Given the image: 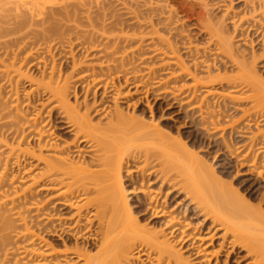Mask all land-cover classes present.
Instances as JSON below:
<instances>
[{
  "label": "bare ground",
  "instance_id": "1",
  "mask_svg": "<svg viewBox=\"0 0 264 264\" xmlns=\"http://www.w3.org/2000/svg\"><path fill=\"white\" fill-rule=\"evenodd\" d=\"M51 1L0 0V169L4 167V172L0 171V264H230L240 252L245 253L247 260L243 256L241 259L246 264H264L263 190L258 198L251 197L255 201L247 199L248 196L233 188V183L226 184L225 177L206 158L191 151L193 146L189 149V144L187 147L181 140L173 141L157 126L142 122L141 116L142 121L126 114L118 104L119 99L124 96L130 99L132 94L138 97L143 93L146 99L151 91H160L163 95L159 96L168 100L171 96L170 101L200 116V128L206 129L201 130L203 133L211 132L212 137L209 136L216 137L215 140L221 138L223 144L218 142L220 139L215 143L212 140V144H220L216 146L224 151L221 154L226 160L236 159L234 164L243 169L249 165L248 171H255L262 178L264 129L261 131L260 126H264V79L257 71L260 58L253 48L250 56L240 51L227 29L226 16L214 17L215 7L210 0H66L60 4L56 3L61 0ZM250 1L255 3L252 12L261 11L264 21V0ZM142 9L149 12L152 30L138 36L139 31L135 29L137 34L133 33L134 28L131 30L133 26L129 24L135 23ZM118 11L127 13L121 15ZM132 14L138 16L132 19L134 23L130 21L135 17ZM173 14H184L187 19L196 17L199 30L205 32L208 44L218 52L215 57L222 60H216L218 65L215 59L212 63L202 58L206 55L200 54L202 59L197 55L200 60L195 58L194 54L198 53L190 38L184 39H188L186 42L180 38L184 46H179L177 32L176 37L170 35L178 29H172L177 22H173ZM109 19H113L110 27L106 24ZM159 26L164 29L162 32L171 30V37L161 35ZM263 32L264 29L259 34ZM147 37L150 40L145 46ZM32 45L36 48H31ZM58 47L69 49L74 56L68 75L57 73L53 51ZM145 47L150 53L142 59ZM27 48H31L29 52ZM35 49L36 53L45 50L48 54H45L47 60L41 62L39 58L44 53H38L39 58L34 53L40 61L38 79L24 71ZM78 49L84 51V62L78 63L74 55ZM182 52L185 56L192 53L193 59L190 58L194 61H188L193 65L185 61ZM22 53H26L25 57L19 61ZM197 59L213 65L206 63L203 68ZM139 62L147 65L141 68ZM228 65L237 68L233 69L236 75L229 74L232 67L228 69ZM166 69L171 70L169 75L163 74ZM145 78L151 80L153 88H148ZM183 78L190 79L188 84L181 81ZM25 79L32 84L31 93L37 99L38 95L44 97L41 104L37 102L41 108L35 110L38 112L33 117L28 115L29 119L18 98L11 102L14 92L6 98L5 85H1L11 83L10 87L14 88V80L19 85ZM124 85L128 90H124ZM215 85H220L225 94L222 101L218 99L221 101H217L218 106L213 102L219 92L212 89ZM78 88L85 93L82 102ZM245 88L254 94L246 98L233 95L234 91ZM200 93L203 97H199ZM90 96L93 101L89 100ZM108 98L116 103L114 109H107ZM245 100L253 101V106L243 109L240 118L243 123L240 119L233 120L230 106ZM259 104H263L262 112H255ZM43 112L49 115L43 116L48 119H43ZM241 123L244 129L238 130ZM59 124L71 139L63 141L56 135ZM253 127L256 131H252ZM248 128L252 132L250 136L246 134L249 137L245 135ZM218 132L220 135L214 137ZM238 136L247 138L236 143L239 147L232 151ZM10 161L20 170L18 174L24 176L21 182L26 181V186L15 187L20 185L12 183L13 179L8 183L10 176L5 175ZM126 177L131 189L126 187ZM127 192L137 197L139 211L148 214L153 227L143 223L146 217L141 223L142 218L137 215L140 212L134 213ZM181 194L186 202L178 214H188L190 220L202 218L198 223L202 228L190 227L188 218L180 220L181 216L165 206L174 195ZM236 260L240 263V258H235V263Z\"/></svg>",
  "mask_w": 264,
  "mask_h": 264
},
{
  "label": "rangeland",
  "instance_id": "2",
  "mask_svg": "<svg viewBox=\"0 0 264 264\" xmlns=\"http://www.w3.org/2000/svg\"><path fill=\"white\" fill-rule=\"evenodd\" d=\"M58 1V0H57ZM64 1H66V0H61V1H58V3H56V4H60V3H62V2H64ZM67 1H69V0H67ZM211 1V5L212 6H214L213 8H214V10H213V8H211V11L213 10V15H214V17H216V18H220V19H222V17H225L226 16V18H227V29L230 31V35L232 36V38L234 37V41H235V43H236V46H238L239 47V49H241L240 51H245L246 52V54H249V53H252V50H253V52L255 53L256 52V55L260 58V61L259 62H257V71L259 72V74L262 76V78L264 79V51H263V47H262V44H264V42H262V41H264L263 39H261L264 35V32L262 33V34H259V32H262L263 31V29H264V27L262 28V25L264 26V21L262 20V18H261V16H262V14H261V11H260V13L258 14H254L253 12H252V10L254 9V6H255V3L254 2H252V1H250V0H210ZM50 2H52L51 0H50ZM54 2V1H53ZM231 2V3H230ZM54 3V4H55ZM211 6V7H212ZM218 7H220L219 9H218ZM227 9H229V12H227L226 10ZM142 10H144L143 11V13L140 15L139 14V18H137L134 14H132L131 16H135L134 18H132L131 17V19H130V15H128L129 17H127V18H129L130 19V21H132L133 22V20L132 19H135V18H137V20L135 19L134 20V24L132 25L131 24V22H130V24H129V22H128V24L129 25H131V26H133V27H131V30L133 29V33H136L137 34V32H135L136 30L135 29H137L138 31H139V34H137L138 36L139 35H146V33L148 34L149 33V31L150 30H152L150 27H149V25H150V20H148V18H149V16H148V13H147V9L145 10V9H142ZM217 10V11H216ZM258 11V12H259ZM110 13V12H109ZM113 14H114V12H112ZM112 13H110V14H112ZM118 13H121V15L122 14H124V13H127V12H124V11H118ZM118 13H115L114 15H116V14H118ZM166 15H168V14H166ZM184 15V14H183ZM182 14H179V15H177L176 16V14H173V16L172 17H174L173 19H175V20H173V22H176V24L175 23H173V24H175V25H177V23H180V24H178V26H173V30H174V28H178L177 30H174V31H172V34H170V35H172V36H174V37H176L177 36V42H178V44H179V46L181 47V45L182 46H184L183 44H181L183 41L181 40V39H186V38H190V40H192L193 42H192V46H193V44H194V46H195V49H197V52L196 53H198V54H194V52L196 51V50H194V52H193V50L191 51L193 54H194V56L196 55V57L195 58H197L198 56L197 55H199L200 56V54L201 55H206L205 57H202V58H204L205 60L207 59V61L209 60V61H213L214 59H215V61L217 60H219L218 59V56H217V58L215 57V55L218 53H216V50H213L214 49V47L212 46V44L210 45V44H208L209 43V41H208V39L206 40V36H205V32H204V34H203V32L201 31V30H199V27H201V26H199V24L196 22L197 20H196V17H194V19H193V17H190V16H188V18H190V19H187V16L186 15H184L185 17H186V19H185V21L183 20V18H182V16H183ZM261 15V16H260ZM165 16V15H164ZM163 16V17H164ZM218 16V17H217ZM168 17V16H167ZM169 17H170V14H169ZM184 17V18H185ZM110 18V17H109ZM166 18V17H165ZM124 19H126V17L124 18ZM182 19V20H181ZM246 19V20H245ZM112 20V21H111ZM109 19V21H111L110 23H107V22H109L108 20H107V22H106V24H107V26L109 25V27H110V25H111V23L113 22V19ZM196 20V21H195ZM127 21H129V20H127ZM138 21V22H137ZM184 21V22H183ZM139 24V25H137L136 26V24ZM198 25H197V24ZM87 25V24H86ZM140 25H141V27L142 28H140ZM85 26V25H84ZM199 26V27H198ZM260 26H261V28L262 29H260L259 30V28H260ZM147 27H149V28H147ZM160 27V26H159ZM159 27H158V29H159ZM86 28V27H85ZM87 28H88V26H87ZM86 28V29H87ZM182 28H183V30H182ZM88 29H90V27L88 28ZM160 34L161 33H163V36H166L167 37V35H169V32L171 31L170 29V31H163L162 32V29L163 28H161L160 27ZM202 29V28H201ZM258 29V30H257ZM130 30V29H129ZM130 30V31H131ZM146 30H149V31H146ZM164 30V29H163ZM227 30V31H228ZM129 31V32H130ZM144 31V32H143ZM202 33H201V32ZM259 31V32H258ZM113 32V31H112ZM119 32V31H118ZM117 31L116 32H113V33H118ZM125 32H126V30H125ZM140 32H141V34H140ZM175 32H177V34L178 35H176V33ZM180 32H182V34L184 35H182L183 37H185V38H182V36H180L181 35V33L179 34ZM109 33H111V32H109ZM143 33V34H142ZM165 33H166V35H165ZM130 34H132L131 32H130ZM176 36H175V35ZM143 35V36H144ZM162 35V34H161ZM169 35V36H170ZM257 35H258V37H257ZM259 35H262L261 36V38H259L260 36ZM178 36H180L179 38H178ZM187 36H189V37H187ZM146 37V36H145ZM150 38H151V36H149ZM149 37H147L146 39H145V46H147L148 44V42H149V40H150V38ZM171 37V36H170ZM144 38V37H143ZM149 38V39H148ZM181 38V39H180ZM264 38V37H263ZM172 39H173V37H172ZM175 39V38H174ZM174 39H173V41H174ZM187 39V40H188ZM6 40V39H5ZM9 40V39H8ZM146 40H148V41H146ZM187 40H184L185 42L187 41ZM240 40V41H239ZM262 40V41H261ZM182 41V42H181ZM255 43H254V42ZM29 42H31V41H29ZM35 42V41H34ZM191 42V41H190ZM189 42V43H190ZM252 42L254 43V44H252ZM40 43V42H39ZM43 43V42H42ZM42 43H40L41 45H43ZM147 44V45H146ZM185 44H188V42L187 43H185ZM40 45V46H41ZM28 46H31V45H28ZM37 46V45H36ZM39 46V47H40ZM264 46V45H263ZM38 47V46H37ZM197 47V48H196ZM210 47V48H209ZM237 47V48H238ZM31 48H36V47H33V45H32V47ZM30 48V49H31ZM43 48V46H41V49ZM59 49L58 50H56V51H53L54 53V55H55V59H56V65L58 66L57 67V73H59V72H61V75L62 76H64V75H68V73H70V67H71V64H73V62H72V58L74 57H72L71 55V53L69 52L70 50L69 49H66L67 48V45H66V48L64 47V48H61V47H58ZM192 48H194V47H192ZM198 48H199V50H200V52H199V50H198ZM253 48V49H252ZM27 49H29V48H27ZM26 49V50H27ZM30 49L29 50H27L28 52L30 51ZM64 51H66V52H68V54L66 53V52H63V50ZM149 49V48H148ZM147 49V47H145V49H144V52H143V54H142V56H141V58L142 59H145L147 56L146 55H148V53H150L149 51L150 50H148ZM252 49V50H251ZM14 50V49H13ZM16 50V49H15ZM36 50L37 49H35L34 50V52H33V54L31 55L32 57H33V59L34 60H37L38 58H39V55L41 54V52H38L39 53V55H38V53H36ZM39 51H40V49H38ZM56 52V53H55ZM186 52V51H185ZM185 52H182L183 53V55L185 54ZM191 52H189V53H191ZM17 53H18V51H17ZM34 53H36L37 55V57H35L34 55ZM42 53H44V55L43 54H41V55H43V56H41L40 55V58L42 59H40L39 58V60L42 62L43 61V59H46L47 60V57H46V55H48L47 54V52L45 53V50L42 52ZM83 53H84V51L82 52V51H80L79 49L78 50H75V53H74V55H75V57H76V59L78 60V63H79V60H81V62H84L85 61V59L83 58V57H85V54L83 55ZM188 53V52H187ZM192 53H191V55H192ZM22 54H23V56H22ZM21 55H20V60L19 61H21V57H25V54L24 53H22ZM46 54V55H45ZM191 55H187L186 54V56L184 55V58H185V61L187 60V63L189 62L190 63V61H194V60H191V58L193 57H191ZM218 55V54H217ZM251 54H249V56H250ZM31 56H30V62H29V60H28V62L29 63H27L26 64V67H25V69H24V71H25V73H28V75L30 76V77H34L35 79H38L39 77H40V71H39V69H38V64L40 63V61H34L32 58H31ZM45 56V57H44ZM44 57V58H43ZM189 57V58H188ZM191 57V58H190ZM215 57V58H214ZM35 58H37V59H35ZM49 58H50V56H49ZM48 58V64H50L51 63V59H49ZM84 60H83V59ZM188 58V59H187ZM200 58H201V56H200ZM200 58L198 57V59L200 60ZM201 58V59H202ZM54 59V60H55ZM74 59V58H73ZM193 59V58H192ZM197 59V63H199L200 62V65L201 64H203L204 65V67L203 68H205V65H206V63L209 65H213V64H211V63H208L207 61H203V62H201V61H199ZM77 60H74V61H77ZM83 60V61H82ZM188 60H190V61H188ZM196 60V59H195ZM49 61H50V63H49ZM159 61V60H158ZM215 61H213L212 63H214ZM215 62V63H217V65L219 64V62ZM220 61H222L221 59H220ZM37 62H39V63H37ZM80 62V63H81ZM223 63V62H222ZM221 62H220V65L222 64ZM37 64V65H36ZM191 64V63H190ZM51 65V64H50ZM138 65H141L140 67L142 68H145V66L147 65L146 63H138ZM191 65H193V64H191ZM190 65V66H191ZM215 65V64H214ZM219 65V66H220ZM223 66V65H222ZM232 67V65H228L227 67H228V69L229 68H231ZM193 67V66H192ZM200 67V66H199ZM173 68V67H172ZM175 68V70L173 71V72H176L177 71V67H174ZM203 68H200V70H202ZM72 69V68H71ZM83 69H85V68H83ZM235 70L236 71V69H235V67H232V69L231 70ZM204 70V69H203ZM202 70V71H203ZM231 70H229V74H235L236 75V73L237 72H235L234 70V72L233 71H231ZM164 71H166V72H164ZM163 71V74L164 75H166V74H168L169 75V73H168V71L170 72L171 70L170 69H166V70H164ZM205 71V70H204ZM71 72H72V70H71ZM232 72V73H231ZM143 73H145V72H143ZM162 73V72H161ZM166 73V74H165ZM171 73V72H170ZM163 74H161V75H163ZM205 74V73H204ZM60 75V74H59ZM163 75V76H164ZM206 75V74H205ZM163 76H161V77H163ZM66 77V76H65ZM202 77V76H201ZM164 78V77H163ZM167 78V77H166ZM165 78V79H166ZM141 79V78H140ZM144 79V78H143ZM189 78H187L186 80H184V78H183V80H181V81H186V83H187V81H190V79L188 80ZM122 80H124V78L122 79ZM121 80V81H122ZM145 80L147 81L148 79H146L145 78ZM143 81V82H146V81ZM17 81V80H16ZM15 80L13 81V82H15V84H14V88H11L12 87V84L11 83H8V84H2L1 83V85H5V88L3 87V89H4V95H5V97L7 98V96L9 95V96H11V92H14V94H13V99H12V101L9 99V101H11V102H13V101H15V99L17 100V98H18V100L17 101H19L22 105H21V108H22V110H23V112L26 110L27 111V113H26V111H25V115H26V117L29 115L30 117H33V114L35 115V113H37V112H35V110H38L39 108H41L40 107V104H41V101H43L44 100V97L41 95V96H39L38 95V99H37V95L35 94H32L33 92H32V84L29 82V80H27V79H25V80H23V81H21L20 83H19V85H17V82H16ZM125 81V80H124ZM151 81V80H150ZM150 81L148 80V82H149V84H148V82H147V84L146 83H144V85L146 84L147 86H148V88H151L152 87V85L153 84H151L150 83ZM165 81H168L167 79L165 80ZM154 82V81H153ZM152 82V83H153ZM4 83V82H3ZM122 83V85H123V81L121 82ZM142 83V82H141ZM178 83H180V82H178ZM181 83H183V82H181ZM10 84H11V87H10ZM188 84V83H187ZM16 85V86H15ZM84 85H85V83H84ZM125 86V85H124ZM123 86V87H124ZM150 86V87H149ZM2 87V86H1ZM221 86L219 85V86H214V88H212V89H219L218 91L219 92H217L216 94V100L214 99V97H215V95H214V97H212V99H214L213 100V102H214V104L216 105V106H218V104L219 103H221V101H222V99H223V96L225 95L223 92V89L222 88H220ZM79 88H81V86L79 87ZM78 88V91H81V93L80 92H78L79 93V96H78V98L80 99V97H81V101L80 102H82V100L84 99V97H83V95L85 94L84 92H83V90H81V89H79ZM153 88V87H152ZM124 90L126 91V90H128V88L125 86L124 87ZM153 90V89H152ZM201 91H203V92H205L204 90H201ZM32 92V93H31ZM102 92V91H101ZM100 92V93H101ZM144 92H146V90H144ZM203 92H201V93H203ZM17 93V94H16ZM99 93V98L101 97V95H102V93L100 94ZM151 94H149L148 95V97H149V99H148V97H146V99H145V97H143L144 96V94L142 93V94H138V97L137 96H134L135 94H132V97H130V99H129V96H124V99L123 98H121V99H119V101H118V104L120 105V107H122L121 109H123L124 110V112L127 114H130V116H136L137 118L139 117V119H140V121H142V122H144L145 124H148V125H151V126H153V125H155V126H157L158 127V129H161L163 132H164V134H166L167 136H170V138L171 139H173V141H176V142H180V140L182 141V143L181 144H183V143H185L184 145H186V144H189V149H190V147H192L193 146V148L194 149H190L191 151L192 150H195V151H193V152H196V153H199L200 154V157H204V158H206L207 160H208V163L210 164V165H212L213 167H214V169H215V171L218 173V174H220L221 175V177L223 176V178L225 179V181L227 182H225L226 184H232V186H233V188H235V189H239L238 191L240 192V194L242 193V194H244V196H248V198L247 199H253V198H251V197H254V199H256V198H258L257 196L258 195H260V194H262V193H260L262 190H263V193H264V176H262V178L260 177H258V176H256L257 174L256 173H254L255 171H253V172H250V171H248V169H247V167H249V165L246 167V168H241V167H238V165L236 166L235 164H237V161H236V159H231L230 158V162L228 161V160H226L225 159V157H224V151H220V148L219 147H217L216 145H219L220 146V144H221V142H222V144H223V141L221 140V138L220 137H217V138H219V139H217V140H215L216 139V137L215 136H218V135H220L219 134V132H218V134H215V133H213V134H215L214 135V137H215V139H213V138H211L212 136V134H211V132H210V134H208L207 135V133H203L204 131H201L202 129L203 130H206L205 129V127L204 128H200V123H198V122H200V120H199V118H200V116L197 114V113H194V112H192V109H190L189 107V109H190V111H189V109H187V110H185V106H183L182 107V105H179V103L177 104V103H175V102H173V101H170V99H171V96H169L170 97V99L168 100L167 99V95H165V97H166V99L164 98V96L163 97H160L161 95H163V94H160V91L158 92V93H153V91H151L150 92ZM201 93L199 94V95H201ZM0 94H1V92H0ZM32 94V95H31ZM155 94V95H154ZM159 94H160V96H159ZM204 94V93H203ZM203 94L201 95V96H199V97H203ZM254 93L250 90V89H247V88H245V89H240L239 91L237 90V91H234L233 92V95L234 96H236V97H242V98H246V96H249V95H253ZM2 95V94H1ZM0 95V96H1ZM143 95V96H142ZM155 97H154V96ZM222 95V96H221ZM8 96V97H9ZM109 96H111V95H109ZM108 96V97H109ZM142 96V97H141ZM146 96V95H145ZM3 97V96H2ZM1 97V98H2ZM39 97H40V99H39ZM82 97H83V99H82ZM92 98V99H91ZM102 98V97H101ZM141 98V100L143 101H141V100H139ZM42 99V100H41ZM72 101L74 102V98H73V96H72ZM111 99H112V97H111ZM111 99H107L105 102H106V107H108L107 109L109 110V109H114L115 108V106H114V104H116L114 101H112ZM212 99H211V101H212ZM221 100L220 102H219V100ZM5 100V99H4ZM90 101H93V96H90V99H89ZM108 100H110V101H108ZM141 101V102H139V101ZM145 100H149V101H145ZM172 100H173V97H172ZM219 103H218V102ZM251 101V100H250ZM10 102V103H11ZM16 102V101H15ZM14 102V103H15ZM37 102H39V103H37ZM137 103V104H135V106H136V108H135V106H134V103ZM212 102V103H213ZM28 103H30L31 105L29 106V104ZM34 105H33V104ZM107 103H108V105H107ZM242 104H240L239 102H237L236 103V101L235 102H233V104L234 105H237V104H240V105H238L237 107H234V105H233V107H231L230 105V110H229V113L233 116H230V114H228L229 115V117L231 118H234L233 120H235V121H238L237 119H240V118H242L241 116H242V112H244L246 109H249L251 106H253V101L252 102H249V100H248V102L245 100V102L244 101H242L241 102ZM28 104V105H27ZM39 105V106H38ZM254 105H255V103H254ZM261 104H259L257 107H256V109L254 110L255 112H260L261 111V107L263 106V104L260 106ZM33 108H32V107ZM180 106V107H179ZM26 107H27V109H26ZM30 107V108H29ZM111 107V108H110ZM182 107V108H181ZM29 108V109H28ZM35 108V109H34ZM38 108V109H37ZM182 110H181V109ZM187 108V107H186ZM233 108V109H232ZM32 109V110H31ZM184 109V110H183ZM243 109H245V110H243ZM28 110H31V111H29L28 112ZM232 110V111H231ZM263 110V109H262ZM34 111V112H33ZM109 112V111H108ZM262 112V111H261ZM29 113V114H28ZM31 113H32V116H31ZM133 113L135 114V115H133ZM190 113V114H189ZM197 114V115H194V114ZM24 114V113H23ZM45 114L46 115H48L47 113H45V112H43V115H42V117L43 116H45ZM187 114H188V116H187ZM29 116H28V119H29ZM49 116V115H48ZM103 116H105V115H103ZM140 116H141V118H143L142 120H141V118H140ZM243 116H244V114H243ZM47 117V116H46ZM46 117H43V119L44 120H46V119H48V117L46 118ZM102 118H104V117H102ZM231 118V119H232ZM248 118L246 117L245 118V120H244V122L247 120ZM240 120H242V123H243V119H240ZM60 121H58L57 123H59ZM196 122V123H195ZM197 123L199 124V126L197 125ZM241 123V124H242ZM240 124V123H239ZM244 124H242V128H238V130H242V129H244V126H243ZM263 124H261V131L264 129L263 127L264 126H262ZM58 128L56 129L57 131L56 132H58L56 135L60 138V139H64L63 141H65V140H67V139H69L70 138V136L68 135V134H66L67 132L64 130V128L63 127H61L60 126V124H59V126H57ZM203 127V126H202ZM236 127H238V126H236ZM63 130H62V129ZM255 127H253L252 128V131H256L255 129H254ZM61 129V130H60ZM250 130V131H249ZM246 131L248 132H246L245 133V131H244V133H245V135L246 134H251L252 132H251V129H249L248 128V130L246 129ZM206 132V131H205ZM217 133V132H216ZM250 134H249V136H250ZM211 137H210V136ZM226 136H229V135H226ZM247 137H249L248 135H246ZM246 136H243L242 138H239V136H238V139L237 140H235V142H234V149H232V151L233 150H235V149H237L239 146L236 144V143H240V141L242 140L243 141V138L245 137V139L247 138ZM210 137V138H209ZM222 137V136H221ZM237 137V136H236ZM235 137V138H236ZM209 138V139H208ZM225 138H227L226 140L228 141V137H225ZM71 139V138H70ZM210 140H211V143H210ZM214 141V143L216 142V141H218L220 144H216L215 146L217 147H215L214 146V144H212V142ZM237 141V142H236ZM229 145H231V143H230V139H229ZM238 143V144H239ZM211 145V146H210ZM237 145V146H236ZM195 146V147H194ZM215 147V148H214ZM218 148H219V150H218ZM223 152V154H221ZM236 152V151H235ZM234 161H236L235 162V164H234V162L232 163V162ZM10 164H8V170L6 171V175L5 176H10L9 178H8V183L10 182L9 180H12L13 179V181H11L12 183L14 182H17V183H15V184H19L20 186H15V184H14V186L15 187H23L24 185L26 186V181L24 182V184L21 182L22 181V178L24 177V176H22V173L19 175L18 174V171H20L19 169H17L18 167L15 165V163H14V161L13 162H9ZM14 163V164H13ZM232 163V164H231ZM12 164V165H11ZM25 164H27V166L29 165V162H25ZM13 166V167H12ZM26 166V165H25ZM1 167V166H0ZM238 167V168H237ZM4 168V167H3ZM2 168V169H3ZM2 169H0V171L2 170ZM21 169H23V166H22V168ZM261 169V168H260ZM262 171H263V169H261ZM3 172H4V170H2ZM126 170L124 171V178H125V176L127 175L126 174ZM0 174H1V172H0ZM8 174V175H7ZM126 174V175H125ZM2 175V174H1ZM0 175V176H1ZM17 175V176H16ZM263 175H264V173H263ZM14 176L16 177V178H14ZM22 177V178H21ZM7 178V177H6ZM11 178V179H10ZM19 178V179H18ZM127 178V177H126ZM15 179H17V180H15ZM28 180V179H27ZM128 178L125 180V182H126V187H128L127 189H129L131 186H128V185H130V182L128 183ZM224 181V180H223ZM28 183H29V181H27ZM201 182V181H200ZM11 183V184H12ZM26 183V184H25ZM152 187V186H151ZM154 187V186H153ZM156 187H154V189H155ZM206 188V187H205ZM131 189V188H130ZM209 189V188H208ZM208 189H207V191H208ZM262 189V190H261ZM261 190V191H260ZM129 191V190H128ZM205 191V194H206V190H204ZM242 191V192H241ZM130 192H127V194H128V199H129V202H130V204H131V208L134 210V213L135 214H137V212L141 209V207H140V209H138L139 208V206L140 205H138V203H139V200L137 199V197L134 195V194H129ZM208 193H210V189H209V192ZM208 195V194H207ZM264 195V194H263ZM140 196H142L143 197V195H140ZM261 196V195H260ZM181 197V198H180ZM208 197H210V194H209V196ZM207 197V198H208ZM212 197V196H211ZM210 197V198H211ZM174 198V199H173ZM173 198H172V200H170V201H172L171 202V204H170V201H168L167 202V205L165 204V206H167V207H170V209H169V211H172L171 213H174L175 215H176V213H177V215H179L178 213L179 212H182V209H181V207L183 208V205H184V203L186 202L185 200V196H183L182 194L181 195H174L173 196ZM184 198V202H183V199ZM208 199V200H211V199ZM260 198V197H259ZM180 199V200H179ZM252 200V201H255V200ZM174 200V201H173ZM181 203V205H179L180 203ZM175 203V204H174ZM179 203V204H178ZM140 204V203H139ZM183 204V205H182ZM187 204H189V202H187ZM170 205H173V206H170ZM180 209V210H179ZM183 211H184V209H183ZM140 213L139 214H137L138 216V218H140L141 219V223H142V221L144 220V217H146V219L149 217V216H147L146 214L145 215H143V213H146V212H141V211H139ZM142 214V215H141ZM141 215V216H140ZM179 216H181L182 218H180V220L182 219L183 221H184V219H187L188 218V214L186 215V216H184V214H182V215H179ZM184 217V218H183ZM201 216H199L198 218H200ZM146 219H145V221H146ZM192 220H190V217L187 219V223L189 224V223H191V224H189L190 225V227H191V225H192V228H195L196 226V229L198 228V225H199V228H202L203 226L201 225V224H198V223H201V219L202 218H200L199 220L197 219V217H192L191 218ZM151 220H152V218H151ZM190 220V221H189ZM147 221H149V222H147ZM147 221L146 222H143V223H148V225H149V227H153V225H154V222H152V221H150V219L148 218L147 219ZM182 221V222H183ZM151 222H152V224H151ZM143 225H145V224H143ZM200 226H202V227H200ZM198 228V229H199ZM201 232H202V230H201ZM200 232V233H201ZM205 233H206V231H205ZM207 233H209V232H207ZM202 234H203V232H202ZM237 255L238 256H240L239 258H240V263H239V260L235 263V261H234V259L236 258V259H239L238 257H237ZM236 256L234 255L233 256V258H232V260H231V263L230 264H237V263H239V264H246L247 263V261H243L242 259H241V257L243 256V258H245L244 256H245V253H243V252H240V254H237ZM224 256V257H223ZM225 258V254H223L222 256H221V260H226V258ZM246 259V258H245ZM244 259V260H245ZM247 260V259H246ZM146 262H147V260H146ZM242 262V263H241ZM246 262V263H245ZM147 264H150L149 262H147Z\"/></svg>",
  "mask_w": 264,
  "mask_h": 264
}]
</instances>
